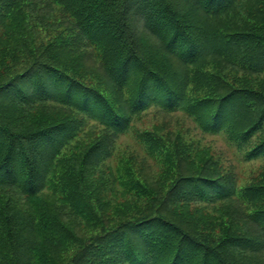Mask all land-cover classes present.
Returning a JSON list of instances; mask_svg holds the SVG:
<instances>
[{
	"label": "trees",
	"instance_id": "16d2710c",
	"mask_svg": "<svg viewBox=\"0 0 264 264\" xmlns=\"http://www.w3.org/2000/svg\"><path fill=\"white\" fill-rule=\"evenodd\" d=\"M151 107L264 157V0H0V264L263 263L264 178L158 125V175L116 157Z\"/></svg>",
	"mask_w": 264,
	"mask_h": 264
},
{
	"label": "rangeland",
	"instance_id": "374dc122",
	"mask_svg": "<svg viewBox=\"0 0 264 264\" xmlns=\"http://www.w3.org/2000/svg\"><path fill=\"white\" fill-rule=\"evenodd\" d=\"M130 95L129 90L123 91L120 102H125L126 99L130 98ZM155 125L161 127V135L167 141L172 145L176 143L173 149H175V146L185 145L192 152L207 150L209 156L217 163L222 173L227 171L236 176L238 190L257 185L264 178V157L250 161L245 158V154L260 143L261 133L255 135L245 147L241 148L230 140L228 134L224 131L219 134L203 132L199 129L194 119L186 114L182 112L166 114L160 112L156 107H151L133 119L130 133L117 142L116 157L118 159L122 158V156L134 157L133 166L137 172L141 170V173L145 175L147 170L152 174L158 175L159 168L158 165H155V162L150 161V168L141 162V159L144 158L143 156H147L148 153L145 151V144L138 139L139 134L146 130H152ZM178 135L180 140H175ZM220 207H217L218 210L223 209V207ZM217 208L208 211L214 215ZM262 264H264V261Z\"/></svg>",
	"mask_w": 264,
	"mask_h": 264
}]
</instances>
